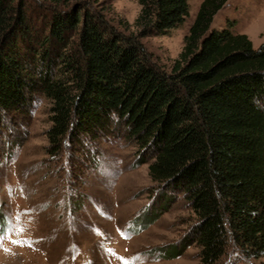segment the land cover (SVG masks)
Instances as JSON below:
<instances>
[{"label": "trees", "instance_id": "1", "mask_svg": "<svg viewBox=\"0 0 264 264\" xmlns=\"http://www.w3.org/2000/svg\"><path fill=\"white\" fill-rule=\"evenodd\" d=\"M227 1L203 0L167 72L140 39L181 26L188 0H138L129 35L101 0H0V122L42 96L51 155L65 139L121 127L163 191L149 223L179 195L194 215L183 241L200 264L230 247L240 262L264 255V44L254 49L231 24L209 30Z\"/></svg>", "mask_w": 264, "mask_h": 264}, {"label": "rangeland", "instance_id": "2", "mask_svg": "<svg viewBox=\"0 0 264 264\" xmlns=\"http://www.w3.org/2000/svg\"><path fill=\"white\" fill-rule=\"evenodd\" d=\"M102 1L99 10L109 25L124 35L134 33L138 0ZM29 2L35 8L41 0ZM202 2L188 0V17L178 28L140 39L167 72ZM229 24L233 34L246 35L259 49L264 0H228L209 30ZM48 110L49 103L37 96L25 115L0 122V217L6 225L0 264H200L199 249L183 241L194 215L179 195L149 223L163 191L149 178L150 157L137 164V149L123 138L122 128L112 127L96 140L81 135L79 144L65 139L61 153L51 155ZM234 255L227 248L219 264H264V255L245 262Z\"/></svg>", "mask_w": 264, "mask_h": 264}, {"label": "snow or ice", "instance_id": "3", "mask_svg": "<svg viewBox=\"0 0 264 264\" xmlns=\"http://www.w3.org/2000/svg\"><path fill=\"white\" fill-rule=\"evenodd\" d=\"M5 227L4 219L0 217V240L4 238ZM13 243H17V241H13Z\"/></svg>", "mask_w": 264, "mask_h": 264}]
</instances>
